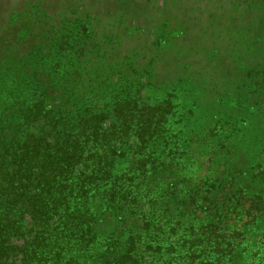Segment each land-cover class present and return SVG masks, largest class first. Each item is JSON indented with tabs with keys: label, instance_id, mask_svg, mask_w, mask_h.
<instances>
[{
	"label": "rangeland",
	"instance_id": "rangeland-1",
	"mask_svg": "<svg viewBox=\"0 0 264 264\" xmlns=\"http://www.w3.org/2000/svg\"><path fill=\"white\" fill-rule=\"evenodd\" d=\"M43 91L47 104L70 92L84 111H107L97 142L117 121L111 145L128 152L123 169L148 152L181 155L170 169L189 179L181 198L223 201L222 188L198 178L229 164L236 195L258 198L259 220L227 225L245 236L227 264H264V0H0V120L22 124L20 110ZM31 114L27 129L51 131L49 118ZM85 130L73 168L82 181L93 169L86 157L103 154Z\"/></svg>",
	"mask_w": 264,
	"mask_h": 264
},
{
	"label": "trees",
	"instance_id": "trees-1",
	"mask_svg": "<svg viewBox=\"0 0 264 264\" xmlns=\"http://www.w3.org/2000/svg\"><path fill=\"white\" fill-rule=\"evenodd\" d=\"M38 98L20 110L22 124L0 120V264L235 263L245 236L241 228L228 232L227 225L238 220L256 227L258 198L236 195L239 178L235 171L229 175V164L215 178H198L222 188L223 201L200 191L202 201L193 200L197 192L181 198L178 188L189 179L179 177V169L170 171L181 155L148 152L123 169L128 152L111 145L117 121L97 142L107 111L96 105L84 111L83 96L70 92L56 106L47 104V91ZM29 113L33 122L49 118L51 131L27 129ZM81 125L92 132L95 149H103L86 157L93 169L84 181L73 169L90 142L82 141ZM214 163L209 158L205 170ZM173 174L179 179H170Z\"/></svg>",
	"mask_w": 264,
	"mask_h": 264
}]
</instances>
